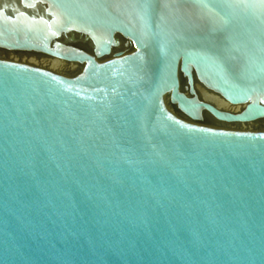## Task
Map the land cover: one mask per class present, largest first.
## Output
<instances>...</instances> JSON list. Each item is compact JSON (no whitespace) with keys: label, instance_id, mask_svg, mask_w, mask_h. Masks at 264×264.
<instances>
[{"label":"water","instance_id":"water-1","mask_svg":"<svg viewBox=\"0 0 264 264\" xmlns=\"http://www.w3.org/2000/svg\"><path fill=\"white\" fill-rule=\"evenodd\" d=\"M0 53L80 62H0V264H264V0H0Z\"/></svg>","mask_w":264,"mask_h":264},{"label":"bare ground","instance_id":"bare-ground-1","mask_svg":"<svg viewBox=\"0 0 264 264\" xmlns=\"http://www.w3.org/2000/svg\"><path fill=\"white\" fill-rule=\"evenodd\" d=\"M138 59L139 58H136L134 60H138ZM0 62L41 68L59 73H68V74L76 73L80 67V62L65 61L45 54H30V53H0ZM89 67L90 64L88 62L83 63L82 71L86 76ZM192 86L196 91V93L198 94L199 98L203 101V103L211 106L218 113L238 114L241 113L247 106H249L248 101L241 105H236V106L231 105L230 103L219 97L218 95L205 90L194 81H192ZM176 96L183 99L187 104H193V103L188 99H186L176 89V87L171 89L172 102L180 109L181 112L185 114H192L197 109H204V108H192L189 110H184L175 99ZM221 125L226 131L236 135H264V128L255 125L251 122H240L237 124V126L231 125L227 122H222Z\"/></svg>","mask_w":264,"mask_h":264}]
</instances>
